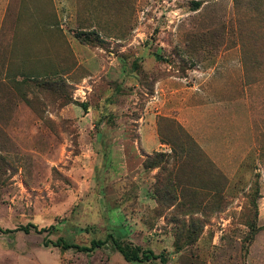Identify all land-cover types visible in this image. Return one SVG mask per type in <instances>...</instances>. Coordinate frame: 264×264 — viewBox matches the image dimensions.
<instances>
[{
    "label": "rangeland",
    "instance_id": "374dc122",
    "mask_svg": "<svg viewBox=\"0 0 264 264\" xmlns=\"http://www.w3.org/2000/svg\"><path fill=\"white\" fill-rule=\"evenodd\" d=\"M158 81L143 170L120 138ZM112 239L264 264V0H0V264H160Z\"/></svg>",
    "mask_w": 264,
    "mask_h": 264
},
{
    "label": "crops",
    "instance_id": "0c3cea01",
    "mask_svg": "<svg viewBox=\"0 0 264 264\" xmlns=\"http://www.w3.org/2000/svg\"><path fill=\"white\" fill-rule=\"evenodd\" d=\"M164 81H158L156 85L153 88V92L151 95H147L146 105H145V111L143 114L140 115L138 119L134 122L136 126V138L133 139V141L130 142L129 138L124 137V135H121V141L122 142H128L131 144L129 146L128 152L126 151L124 155H120V158H124L127 156V153H130L129 157L132 159V162H138V165L141 164V158H143L145 155L152 154L153 152H162L164 154H167L170 152L167 146L161 143L158 140L157 135V126L155 124L154 118L157 113L153 112V107L156 101L160 100L161 97V91H163L162 85L164 84ZM109 95V94H108ZM101 97V104H104L106 101V93L105 95H102ZM162 101H159L161 103ZM164 102H162L159 105L160 111L164 108ZM101 110L106 109L105 106L100 107ZM87 110L89 111L86 116L94 115L93 117L96 118L101 112L96 109V107L88 106ZM84 119V118H81ZM86 120V119H85ZM84 121V120H83ZM100 139H102V135H99ZM137 146H134L135 144ZM126 159V158H124Z\"/></svg>",
    "mask_w": 264,
    "mask_h": 264
},
{
    "label": "trees",
    "instance_id": "16d2710c",
    "mask_svg": "<svg viewBox=\"0 0 264 264\" xmlns=\"http://www.w3.org/2000/svg\"><path fill=\"white\" fill-rule=\"evenodd\" d=\"M198 4H195V9H197ZM85 34L83 32H78L74 35V38L77 40H81L84 38ZM83 108V106H82ZM155 156L163 158L164 154H155ZM148 156L146 157V160L142 163L143 170L147 169H154L156 167H159V164H148L147 162ZM162 169V167H160ZM34 232L37 233H42L45 232V229H37L35 227L32 228ZM17 230H22L24 233L28 232V229L26 227L15 229V230H5L7 232H12V231H17ZM106 241L105 240H97V241H91L89 243V246H78L76 244H71L68 243L66 240L59 239L55 241L54 243L52 242H44V246H47V244H52L55 247H61L63 249H76L80 252H92L95 249L101 248L103 245H105ZM111 243L113 245V248L122 256V258L126 262H148L151 260H159L160 264H167L166 259L162 255H156L152 253L151 251H141L137 247H131L128 244H123L119 240L112 239Z\"/></svg>",
    "mask_w": 264,
    "mask_h": 264
},
{
    "label": "built area",
    "instance_id": "2783aa9c",
    "mask_svg": "<svg viewBox=\"0 0 264 264\" xmlns=\"http://www.w3.org/2000/svg\"><path fill=\"white\" fill-rule=\"evenodd\" d=\"M82 93H83V98H84V96H85L84 94H85V93H84V92H82Z\"/></svg>",
    "mask_w": 264,
    "mask_h": 264
}]
</instances>
